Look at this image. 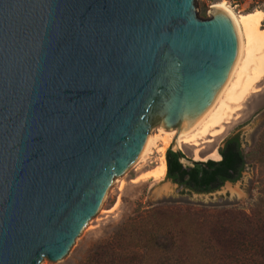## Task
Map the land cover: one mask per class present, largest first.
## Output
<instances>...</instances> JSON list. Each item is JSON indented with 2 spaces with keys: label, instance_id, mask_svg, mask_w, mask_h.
Listing matches in <instances>:
<instances>
[{
  "label": "water",
  "instance_id": "obj_1",
  "mask_svg": "<svg viewBox=\"0 0 264 264\" xmlns=\"http://www.w3.org/2000/svg\"><path fill=\"white\" fill-rule=\"evenodd\" d=\"M195 0H0V264H61L150 128H191L239 53ZM219 154V153H218ZM220 156V155H219Z\"/></svg>",
  "mask_w": 264,
  "mask_h": 264
},
{
  "label": "trees",
  "instance_id": "obj_2",
  "mask_svg": "<svg viewBox=\"0 0 264 264\" xmlns=\"http://www.w3.org/2000/svg\"><path fill=\"white\" fill-rule=\"evenodd\" d=\"M218 153V160L183 167L168 148L165 179L195 193L213 192L227 181L235 182L246 167L239 134L226 136ZM207 211L189 203L137 209L79 264H264V188L249 214L238 212L241 221L232 228L233 234H209L205 218L214 213ZM214 230L226 232L224 227Z\"/></svg>",
  "mask_w": 264,
  "mask_h": 264
},
{
  "label": "rangeland",
  "instance_id": "obj_3",
  "mask_svg": "<svg viewBox=\"0 0 264 264\" xmlns=\"http://www.w3.org/2000/svg\"><path fill=\"white\" fill-rule=\"evenodd\" d=\"M221 1L235 14L260 10L263 13L261 25L264 28V4L258 0H195V8L200 17H208L211 6ZM231 106L233 112L223 124L220 135L206 136V140L197 147L182 145L178 148L184 158L189 160L219 159L220 156L215 155H219L218 147L223 139L238 133L246 156V167L238 180L227 181L213 192L195 193L165 179V174L160 178H139L142 172L156 167L161 157L166 163V150L171 146V142L164 145L162 139L165 134L162 131L174 132V129L150 128L149 136L153 137V143L118 178L106 215L92 225L75 255L61 264L81 263L92 250L113 236L119 224L135 210L159 204L179 206L189 203L192 208L213 212L212 216L205 218L210 227L209 234L213 237L233 234L232 228H236L241 221L238 212L249 214L264 188V69L244 97L231 103ZM196 149L198 156L195 154ZM203 217L206 215L203 214ZM220 227H224L226 232L214 230Z\"/></svg>",
  "mask_w": 264,
  "mask_h": 264
},
{
  "label": "bare ground",
  "instance_id": "obj_4",
  "mask_svg": "<svg viewBox=\"0 0 264 264\" xmlns=\"http://www.w3.org/2000/svg\"><path fill=\"white\" fill-rule=\"evenodd\" d=\"M227 9L235 19L240 31V48L237 60L222 87L219 89L211 104L205 112L186 131L176 136L175 144L199 146L206 136L216 137L223 132V124L228 121L232 114L231 103L238 102L252 88L264 69V28L261 25L263 13L260 10L235 14L224 2H217ZM232 111V112H231ZM218 128V129H214ZM214 129V131H212ZM165 134L162 141L168 145L173 141L174 132L162 131ZM211 141V140H208ZM153 143V137L146 139L144 150L139 156L147 151ZM198 156L197 149L195 150ZM219 157V155H215ZM166 163L161 157L156 167L147 171L150 177L160 178L165 174Z\"/></svg>",
  "mask_w": 264,
  "mask_h": 264
},
{
  "label": "crops",
  "instance_id": "obj_5",
  "mask_svg": "<svg viewBox=\"0 0 264 264\" xmlns=\"http://www.w3.org/2000/svg\"><path fill=\"white\" fill-rule=\"evenodd\" d=\"M211 159H213V160H218V158H211ZM219 159H220V158H219ZM147 171H149V170H146V171L142 172V173L139 175V178H141V179L149 178L150 176L147 175V173H149V172H147Z\"/></svg>",
  "mask_w": 264,
  "mask_h": 264
}]
</instances>
